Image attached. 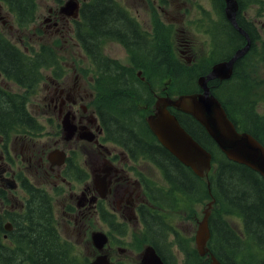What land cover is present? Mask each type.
<instances>
[{
    "label": "flooded vegetation",
    "instance_id": "flooded-vegetation-1",
    "mask_svg": "<svg viewBox=\"0 0 264 264\" xmlns=\"http://www.w3.org/2000/svg\"><path fill=\"white\" fill-rule=\"evenodd\" d=\"M161 2L164 5L158 6L164 7L167 0ZM236 2L238 27L240 19L243 23L241 25L251 24L256 34L253 41L249 37V52L251 47L254 49L253 43L259 38L257 26L248 20L247 9L253 7L250 6V2H243L242 5L238 0ZM209 4L211 11L200 7V14L203 17L197 20V24L209 38L207 56L216 49L218 53L226 51L228 29L231 31L232 28L238 33L226 19L224 0H209ZM117 5L126 13V16L118 17L122 23L127 22V31L132 27L136 34L135 39L131 40L123 31L124 43L116 42L128 54L130 67L122 66L106 56L103 47H92L93 62L85 53H80L79 65L73 62L60 63L59 60L55 68L44 69L49 72L37 86L39 92H42L40 103L43 104L41 112L43 124L30 114L40 125L39 132L29 131L19 137L12 130L0 127V245L4 248L15 247L17 239L23 236V232L43 218L51 221L59 239L66 240L72 247L74 244L71 239L64 235L61 238L57 224H61L63 231L72 233L81 230H90V235L93 230L104 233L108 241L102 253L107 255L111 264H141L142 252L148 246L154 249L164 264L179 262L176 254L171 252L172 243L167 242L165 234H162L164 233L162 222L165 221L170 227L169 230L172 232L169 235L173 239L176 238L173 233L180 238L183 237L176 231L177 226L175 225L174 229L172 221L165 215L180 211V208L166 209L159 205L168 201L167 198L174 196L175 193L179 194L180 189L176 192L170 183L177 175L171 174L170 180V176L163 175V166L170 172L168 168L170 162L167 161V164L157 156L162 154L158 148L162 146L158 142L144 143L146 146L141 147L136 143L131 145L107 139V133L97 113L99 103H96L95 92L90 87L96 88L102 84L109 77V72L117 71L118 68L125 69L130 77L131 71L137 70L135 76L144 80L139 69L148 67L152 64L153 57L156 56L157 60L160 56L153 51L152 36L142 30L143 26L138 16L129 14L118 3ZM48 13L49 19L39 23L37 29L30 27L28 37L39 34L38 32L48 33L49 30L54 36H62L65 27L75 35V31L70 29L69 20L59 15L57 11L50 10ZM241 28L244 30L242 26ZM19 32L14 25V15L0 0V36L4 39L8 37V40L6 39L8 43L17 47L18 43L24 44L23 35L26 34V31L21 32L20 38ZM42 36L39 34L40 41ZM246 42L247 39L244 38V45ZM141 48L148 51V58L141 52ZM183 48L185 50L181 53L186 58V64L195 66L193 58L186 56L192 50L191 42L186 40ZM77 50L83 52L80 47H75V51ZM223 61L225 59L211 62L208 72L212 70L213 65ZM2 67L0 63V92L2 89L10 91L15 84L2 76L1 72L6 71ZM161 96L154 95L150 106L153 110H149L148 106L143 107L144 111L148 112L144 116L147 128V117L155 113L156 103ZM168 110L172 114L175 111L173 108ZM64 124L69 127V133L64 130ZM53 151L62 156V163H58V159L52 156ZM178 164L180 165V162ZM177 168L175 166L174 172ZM152 170H156L160 179L153 178ZM27 172L29 178L26 176ZM191 188L189 185L188 189ZM57 191H60L59 221L54 211L53 198L48 193ZM39 198L43 199L48 210L38 211L41 209ZM35 211L37 212L34 213ZM186 218L193 219L194 216L191 217L189 214ZM176 221L174 218L175 223ZM90 235L91 252L86 262L100 254L93 247ZM185 239L176 240L177 246L180 244L181 252L185 253L181 254V264L193 258L186 254L187 250H196L195 237ZM198 256L210 263L205 256L201 257L199 254Z\"/></svg>",
    "mask_w": 264,
    "mask_h": 264
},
{
    "label": "trees",
    "instance_id": "trees-1",
    "mask_svg": "<svg viewBox=\"0 0 264 264\" xmlns=\"http://www.w3.org/2000/svg\"><path fill=\"white\" fill-rule=\"evenodd\" d=\"M8 9L15 14L16 23L20 28H27L34 20L37 0H2ZM166 1V0H161ZM242 5L243 0H238ZM249 2L261 6L264 12V0H249ZM222 9V6H221ZM126 16V13L117 5L114 0H90L82 2L80 9L81 22H76V38L79 41L84 53L94 61L92 47L100 48L101 40L99 38L108 37L120 44L124 43L126 32L129 39L134 40L135 31L130 27L127 31L126 24L118 17ZM201 21V20H200ZM240 26L248 33L251 41L256 39V34L252 25L243 24L238 19ZM152 49L156 55H161L163 59L168 60L166 49L161 52V46L155 37H152ZM244 45V37L236 33L232 28L228 29V40L226 51L218 53V49L211 52L201 66H188L183 68L178 65L167 64L162 67L160 73L155 75L146 73L144 80L136 77L131 71V77L123 68L117 71L111 70L109 77L96 86L103 99H98L99 103L97 113L100 117L102 126L107 133V139H112L119 143L138 144L145 147L144 143H156L155 137L147 128L143 112L140 106H151L154 95H167L172 98L183 95L175 93V87L178 85V78L186 76V82L192 87L186 94L197 93L199 88L197 79L206 74L210 69L211 62L229 59L236 50ZM14 49L7 43L0 41V63L6 70L2 72L6 79L16 83L22 93L12 94L10 92H0V127L7 128L15 121L17 134H26V132H39V125L36 119L29 114L27 102L34 93L39 82L42 79L44 69H53L59 64V59L55 52L47 48L44 44L39 51L28 57L18 49ZM148 58L149 53L145 48L140 49ZM253 50L248 52L242 59L238 60L233 69V76L230 80L218 82L212 80L210 85L211 93L223 106L228 118L239 131H246L255 137L264 146V131L246 130L240 123L230 115L221 93L228 94L230 90L227 84H232L231 80L238 71L245 72L242 86L239 90L240 95L244 97V104L248 107L250 113L257 115L260 122L264 118L259 116L254 109L256 101L251 96H256L253 86L249 88V74L245 71L246 59ZM13 56V57H12ZM264 58V55H263ZM156 56L152 58V63ZM170 63V61L168 60ZM158 66V65H156ZM170 77L169 84L165 79ZM229 84V85H230ZM247 85V86H245ZM172 91V92H171ZM242 91V92H241ZM171 93V94H170ZM180 125L192 136V138L206 149L212 156V167L208 179L196 177L190 169L179 165L178 161L162 147H158L162 154L157 155L168 164L170 170L167 171L163 166V175H177L175 180L170 181L172 188H175L174 196L168 197L165 203L159 205L166 209L188 208L192 199L198 203L207 204L213 201L212 210L208 220L210 237L207 242L209 252L222 264H247L242 260L239 254L247 251V245H254L259 253V258L255 260L264 261V181L260 176L249 168L234 163L226 159L220 152L213 140L207 135L205 130L190 116L174 111ZM19 121V123H18ZM264 128V124H257ZM141 143V144H139ZM178 162V163H177ZM179 165V166H178ZM175 166L178 167L174 172ZM186 173H180V170ZM185 175V176H184ZM190 176L191 180L186 177ZM193 179V180H192ZM193 184V185H192ZM192 187L188 189V186ZM182 186V187H181ZM184 189V190H182ZM37 197H39L37 195ZM41 201V209L48 210L46 203ZM35 211L34 213H36ZM235 216L239 218L241 228L232 227L225 216ZM36 225L23 232V236L17 239V244L12 249L4 248L0 245V264H83L76 259L73 247L66 240L59 239L54 224L40 218ZM170 227L162 222V233L165 239L169 235ZM169 230V231H168ZM176 240L181 239L176 233H173ZM172 243V242H171ZM238 253V254H236ZM186 254L193 258L188 259L185 264H208V261L198 258L195 249L187 250ZM258 263V262H257Z\"/></svg>",
    "mask_w": 264,
    "mask_h": 264
},
{
    "label": "rangeland",
    "instance_id": "rangeland-1",
    "mask_svg": "<svg viewBox=\"0 0 264 264\" xmlns=\"http://www.w3.org/2000/svg\"><path fill=\"white\" fill-rule=\"evenodd\" d=\"M89 1L90 0H83V2ZM114 1H116L122 8L127 10L129 14L138 16L139 21L143 26L142 30L148 32L152 37H155L157 39L162 49L161 52L165 51L166 49L168 60L170 61V63L168 62L167 58L163 59L160 55L157 60H154L156 61L155 63L153 62L148 67H142L139 69V71L142 73V76H144L146 73L155 75L158 72L159 74L162 67H165L167 64L178 65L186 68V58L181 53L185 50L183 48V45L185 44L186 40L191 42L192 44V50L187 53L186 56H190L191 58H193L194 65L199 66L202 61H206L209 38L197 24V20L199 17H203L200 14V7L211 11L209 0H167V3L164 7L158 6L164 5L160 0ZM243 1L245 3H249V0ZM65 2L66 0H37L36 11L33 12L35 19L30 24L31 27L37 29L39 23H42L45 19H49L50 14L48 13V11L52 9L58 10L59 7L62 6ZM250 6L253 8L249 7L247 9L248 20L252 21L257 26L259 39L253 43L254 49L252 47L250 48L253 50V52L252 54H250V56L247 57V64L244 68L246 73L249 74V78L246 79L249 80V88L253 86V88L255 89V91L252 92H254L256 96H251V99L256 101V104L254 105L255 112L260 117L262 116L264 118V12L261 6L258 4H254L251 2ZM74 27L75 23L72 22L70 24V29L73 30ZM68 30V27H65V29L62 30V36L52 35L51 30H49L48 33L44 34L38 32L39 34L43 35L41 41L39 40V34H35L33 36L30 35L27 39V42L22 45L18 43V48L26 55L31 56L33 55V53L38 52L40 47L44 44L47 48H50L55 52L60 60V63L73 62L75 65H79L81 63L80 53L83 52H80L79 50L75 51V47H80V45L74 37L73 33L69 32ZM213 40H215V38ZM102 47L106 56L116 60L122 66H125L127 68L130 67L129 56L123 49V47H121L118 43L114 41H105L102 43ZM48 72L49 70H44L42 72V81L45 79ZM132 72L134 74L135 72H137V70H134ZM234 76L235 77L231 80L232 84H227V89L230 90V93H221L220 96L224 97V101L230 112V115H232L244 129L263 132L264 128L258 127L257 124H264V120L259 122L256 118L257 115L254 114L256 116L254 117L253 114L250 113L248 107L243 102L245 96L242 97L239 92L242 86V81L246 76L245 72L240 70L236 75L234 74ZM170 81V77L165 79L166 84H169ZM177 84L178 85L175 87L176 94H186L192 89V87L189 86V83L186 82L185 75L178 78ZM90 87L95 92V98L97 100L103 99L102 95L96 90L95 86ZM37 88L29 97V106L27 102V109L29 111V114L31 113L41 124H43V118L41 115L43 104L40 103V101L42 100V92H39V88ZM10 93H22V90H20L19 86L15 84L12 88H10ZM163 97L166 96H161L160 98ZM145 106L146 105L140 106V108H143ZM148 107L149 110H153V107ZM147 113L148 112L144 111L143 116H146ZM14 124L15 121L12 122V125L8 126L6 129L17 130L18 126L16 127ZM16 136L21 137L23 136V134H18ZM179 170L181 174L186 173L185 170ZM151 173L154 179H160V175L156 172V170H152ZM26 176L28 177V172L26 173ZM186 177L191 180L190 176L186 175ZM48 193L53 198L54 211L59 221L58 213L61 211L60 191ZM206 208L207 205L205 203H198L192 199V202L190 203L188 208H180V211L165 215L172 221V226L174 227V229L175 225L177 226L176 231L180 233L181 236H183L181 238L185 239L187 237L190 238L191 236L195 237V232H197L198 224L202 220L203 212ZM189 214L191 217L194 216V218H186ZM174 218L177 220L176 223L174 222ZM224 218L232 227L236 229L241 228L242 221L239 218L228 215ZM57 227L60 232L61 238H63L64 235L65 237L71 239L72 244H74V254L78 261L82 262L90 255V230H81L79 232L76 231L72 233L65 230L63 231L60 223L57 224ZM94 232L98 231L93 230L91 233ZM167 242H172V247L170 248L171 252H173L177 256L179 261L177 264H181V254L185 255V253L181 252L179 248L180 244L177 246L176 238L173 239L171 235L167 236ZM246 248L247 251H243L239 254L242 260L246 261L247 264H264L263 260L257 261L254 259L260 257L254 245H247Z\"/></svg>",
    "mask_w": 264,
    "mask_h": 264
},
{
    "label": "water",
    "instance_id": "water-1",
    "mask_svg": "<svg viewBox=\"0 0 264 264\" xmlns=\"http://www.w3.org/2000/svg\"><path fill=\"white\" fill-rule=\"evenodd\" d=\"M226 19L236 31L247 39L246 45L234 52L231 58L213 65L212 70L205 76L197 79L200 89L198 93L183 94L176 98L168 96L159 98L155 113L147 118V124L158 143L168 151L180 164L190 169L198 178L208 179L212 167L211 154L200 146L191 135L180 125L176 116L170 113L168 108L189 115L213 140L218 149L227 160L243 165L256 172L264 181V147L253 136L246 132H238L221 103L211 94L208 82L212 80L227 81L233 75L236 61L242 58L250 47L247 33L236 23L237 2L236 0H224ZM60 14L76 18L78 15V3L76 0H68L59 10ZM64 130L69 133V127L64 124ZM53 157L62 163L61 155L56 151ZM13 188V186H9ZM212 201L207 204L203 212V218L198 224L195 234V248L201 257H206L209 264L220 263L208 250L207 242L210 237L208 218ZM107 237L102 232L91 234V242L100 254L92 261L84 264H111L107 255L102 253L107 244ZM141 264H164L151 246L144 249L141 255Z\"/></svg>",
    "mask_w": 264,
    "mask_h": 264
}]
</instances>
